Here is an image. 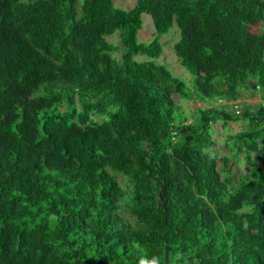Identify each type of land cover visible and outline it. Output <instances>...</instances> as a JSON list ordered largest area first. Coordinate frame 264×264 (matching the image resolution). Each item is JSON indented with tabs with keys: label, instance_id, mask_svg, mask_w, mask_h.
Returning <instances> with one entry per match:
<instances>
[{
	"label": "trees",
	"instance_id": "trees-1",
	"mask_svg": "<svg viewBox=\"0 0 264 264\" xmlns=\"http://www.w3.org/2000/svg\"><path fill=\"white\" fill-rule=\"evenodd\" d=\"M114 1L0 0V264H264V101L227 106L264 100V0ZM175 25L190 84L157 61Z\"/></svg>",
	"mask_w": 264,
	"mask_h": 264
},
{
	"label": "rangeland",
	"instance_id": "rangeland-1",
	"mask_svg": "<svg viewBox=\"0 0 264 264\" xmlns=\"http://www.w3.org/2000/svg\"><path fill=\"white\" fill-rule=\"evenodd\" d=\"M28 1V0H21ZM138 0H115L114 3L116 6L123 8L125 10H130L137 4ZM143 27L139 31V40L145 43L151 42L155 37V28L151 15L143 14ZM180 38V30L178 26H174L169 33L164 34L162 36V43L164 46V51L162 56L157 60L158 62L166 65L175 76L182 77L183 80L190 84L192 80V75L188 70L182 66L179 62V58L176 55L174 44ZM108 39L112 40L115 43L120 44V38L118 34L113 36H108ZM119 54V53H117ZM140 59H147L145 56L139 57ZM251 85V84H250ZM258 89V88H257ZM258 91V90H257ZM175 99L177 102H180L183 105L184 110L186 111L187 116L190 118V121L193 119V113L196 112L199 108H204L212 105H218L217 102L211 105L207 103H203L197 98L182 100L179 95H175ZM263 99L258 95L253 96L252 91H247V94H243L236 103H230L227 105L228 109L232 112H239L244 110L245 105L257 106L260 103H263ZM227 104V101H224ZM224 103V104H225ZM238 103V105H237ZM223 104V105H224ZM64 109V107H62ZM242 121H232L230 126L224 127L223 121L219 120L217 123L213 125L212 136L214 139V143L209 147L211 156L216 157L217 168L224 175L227 172H232L237 179H239L243 175H249V165L246 160L243 158L244 154L234 155L232 151L233 141L230 139V134H235L243 129ZM236 148V147H235ZM225 156H229V162L225 166L223 158ZM118 179L120 183L124 185L123 178L121 175H118ZM127 215V214H126Z\"/></svg>",
	"mask_w": 264,
	"mask_h": 264
},
{
	"label": "built area",
	"instance_id": "built-area-1",
	"mask_svg": "<svg viewBox=\"0 0 264 264\" xmlns=\"http://www.w3.org/2000/svg\"><path fill=\"white\" fill-rule=\"evenodd\" d=\"M238 112H239V110H238Z\"/></svg>",
	"mask_w": 264,
	"mask_h": 264
}]
</instances>
